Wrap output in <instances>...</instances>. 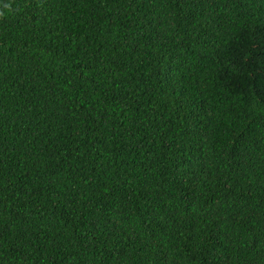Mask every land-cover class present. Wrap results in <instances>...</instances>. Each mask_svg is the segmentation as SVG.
I'll use <instances>...</instances> for the list:
<instances>
[{
    "label": "trees",
    "instance_id": "trees-1",
    "mask_svg": "<svg viewBox=\"0 0 264 264\" xmlns=\"http://www.w3.org/2000/svg\"><path fill=\"white\" fill-rule=\"evenodd\" d=\"M0 264H264V0H0Z\"/></svg>",
    "mask_w": 264,
    "mask_h": 264
}]
</instances>
